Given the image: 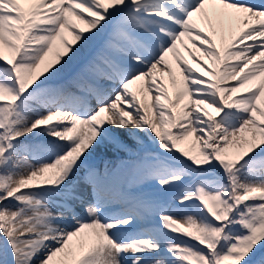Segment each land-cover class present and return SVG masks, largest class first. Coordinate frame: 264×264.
<instances>
[{
  "label": "snow or ice",
  "instance_id": "snow-or-ice-1",
  "mask_svg": "<svg viewBox=\"0 0 264 264\" xmlns=\"http://www.w3.org/2000/svg\"><path fill=\"white\" fill-rule=\"evenodd\" d=\"M0 264H264V0H0Z\"/></svg>",
  "mask_w": 264,
  "mask_h": 264
},
{
  "label": "bare ground",
  "instance_id": "bare-ground-1",
  "mask_svg": "<svg viewBox=\"0 0 264 264\" xmlns=\"http://www.w3.org/2000/svg\"><path fill=\"white\" fill-rule=\"evenodd\" d=\"M69 38H70V37H69ZM247 43H251V42L249 41V42H247ZM188 47H189V49H191V52H192L196 57H200V53L197 52L196 49L192 47L191 42H188ZM181 54H182L183 58L186 59V60L188 61V63H189L193 68H196V67H197L196 62L193 60L192 55L189 54V51H187V50L181 48ZM170 59H171V57H170ZM172 64H173V68H174V70H175V67H176V66H175V61H174V60L172 61ZM176 76H177V79L179 80L180 77H179V72H178V71L176 72ZM164 82L167 84V86L169 87L170 91H172L173 88H174V86H173V84H172V79H171L170 77L165 76V77H164ZM150 99H151V97H149V100H150ZM185 146L187 147L188 145H185Z\"/></svg>",
  "mask_w": 264,
  "mask_h": 264
}]
</instances>
